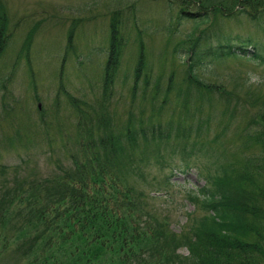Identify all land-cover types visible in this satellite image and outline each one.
Returning a JSON list of instances; mask_svg holds the SVG:
<instances>
[{"label":"rangeland","instance_id":"obj_1","mask_svg":"<svg viewBox=\"0 0 264 264\" xmlns=\"http://www.w3.org/2000/svg\"><path fill=\"white\" fill-rule=\"evenodd\" d=\"M183 1L0 0V167L6 170L1 191H13L24 178L29 188L33 182L47 184L45 178L68 166L67 142L72 151L78 146L79 116L98 117L101 101L108 100L103 109L116 133L139 122L154 123L156 132H163L167 122L184 120L193 144L207 151L204 170L192 167L173 180H188L185 186L166 184L180 163H198L182 156L183 145L176 140H158L156 154L147 150L148 160L134 166L149 182L130 179L152 192L149 208L171 226L164 238L169 247L188 244L195 219L205 215L200 198L189 194L205 185L211 155L219 160L215 169L223 165L232 175L245 172L236 185L253 203L264 205V146L256 136L257 115L264 113V64L242 56L211 60L196 69L193 83L186 81L198 45H216L231 35L248 41L251 51V45L264 49V21L258 13L256 19L239 8L233 15L212 7L219 2L231 7L232 0ZM208 11V21L201 22ZM116 41L120 60L108 71ZM179 46L184 49L175 55ZM140 66L158 88L140 85L133 93ZM112 69L114 81L107 89ZM155 98L167 105L150 104ZM81 110L84 114L77 113ZM49 142L50 162L44 155ZM247 156L255 162L245 170ZM25 249L12 247L0 255V264H28Z\"/></svg>","mask_w":264,"mask_h":264},{"label":"trees","instance_id":"obj_2","mask_svg":"<svg viewBox=\"0 0 264 264\" xmlns=\"http://www.w3.org/2000/svg\"><path fill=\"white\" fill-rule=\"evenodd\" d=\"M186 1L192 4L191 0ZM231 2V7L223 2L212 7L221 12L224 9L223 13L229 9L233 15L235 8H239L240 13L256 19L258 13L264 21V0ZM210 13L201 14V22L208 21ZM247 43L230 35L216 45L207 44L200 49L198 45L186 81L193 83L196 69L211 60L242 56L264 64V49L251 45V51ZM190 50L189 56L194 48ZM117 66L118 59L111 56L107 70ZM112 70L106 76L107 89L114 81L115 69ZM140 85L152 89L160 86L151 85L142 66L136 70L133 93ZM171 88L169 84L167 91ZM156 99L150 104L167 105ZM79 113L84 114L83 110ZM101 115L106 118L105 113ZM189 119L194 120V116ZM102 121L97 124L93 116L86 114L78 120V146L72 151L70 144H66L64 158L68 166L45 178L47 184L33 182L29 188L24 178L13 191L0 190V255L12 247H27L23 254L28 264H264V205L253 203L236 185L239 178L244 179L245 172L237 175L233 171L232 175L223 165H219V171L215 169L219 160L211 155L209 167L218 176H209L207 184L197 188L205 215L195 219L187 233L188 244L169 247L164 241L168 225L157 218L149 208L145 191L137 193L130 179L135 176L145 180L134 165L147 159L142 148H156L160 139L178 141L183 145L179 150L186 160L198 159V164L186 161L183 168L200 167V154L207 151L193 144L190 124L184 120L167 122L163 132H156L154 123L129 124L122 134L115 132L108 119ZM256 121L258 143L264 146V113L258 114ZM187 149L189 153L185 154ZM44 155H52L50 147ZM247 157L245 170L255 162ZM48 160L51 161L50 156ZM5 175L6 170L0 167V189L6 183ZM193 195L196 193H190V198ZM180 249L187 254L179 253Z\"/></svg>","mask_w":264,"mask_h":264}]
</instances>
